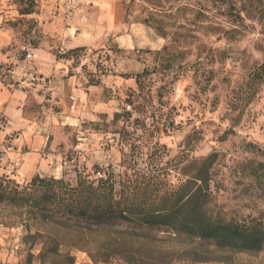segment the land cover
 <instances>
[{"label":"rangeland","instance_id":"rangeland-1","mask_svg":"<svg viewBox=\"0 0 264 264\" xmlns=\"http://www.w3.org/2000/svg\"><path fill=\"white\" fill-rule=\"evenodd\" d=\"M1 52L0 181L162 172L176 189L211 155L209 211L264 225V0H0ZM12 212L0 264H130L47 252ZM121 226L139 264H264V246L194 261L197 240Z\"/></svg>","mask_w":264,"mask_h":264},{"label":"trees","instance_id":"trees-1","mask_svg":"<svg viewBox=\"0 0 264 264\" xmlns=\"http://www.w3.org/2000/svg\"><path fill=\"white\" fill-rule=\"evenodd\" d=\"M211 163V155L204 157L176 189L167 184L162 172L132 176L110 170L97 179L78 173L75 185L38 174L22 187L0 181V206H8L20 221L25 220L28 230V221L36 220L42 228L28 232L27 237L44 238L50 243L47 252L65 245L84 249L95 259L123 255L130 264H139L130 253L133 232L121 226L125 222L139 228L163 227L190 242L197 240L185 251L194 261L222 259L217 254L221 252L261 250V222L226 220L209 211Z\"/></svg>","mask_w":264,"mask_h":264},{"label":"crops","instance_id":"crops-1","mask_svg":"<svg viewBox=\"0 0 264 264\" xmlns=\"http://www.w3.org/2000/svg\"><path fill=\"white\" fill-rule=\"evenodd\" d=\"M64 32H66L67 34L69 33V31H67V30H64ZM40 45L43 47V49L42 48L41 49L44 50V52L48 53V51H49V49L51 47L50 44H48V43L47 44L40 43ZM79 45H83V44H81V43H79V42H77L75 40H72V38H69V39L66 40V42L64 44L63 43L61 44V47H62V49H64V48L65 49H70V48H73V47H76V46H79ZM3 55H4V53L1 52L0 53V60L2 59ZM56 62H59V61L55 60V63Z\"/></svg>","mask_w":264,"mask_h":264},{"label":"built area","instance_id":"built-area-1","mask_svg":"<svg viewBox=\"0 0 264 264\" xmlns=\"http://www.w3.org/2000/svg\"><path fill=\"white\" fill-rule=\"evenodd\" d=\"M30 55H31V53H28V54H27V56H29V57H30Z\"/></svg>","mask_w":264,"mask_h":264}]
</instances>
